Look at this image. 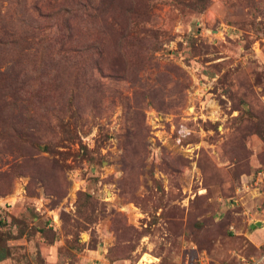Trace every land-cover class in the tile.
Returning <instances> with one entry per match:
<instances>
[{
    "label": "rangeland",
    "instance_id": "1",
    "mask_svg": "<svg viewBox=\"0 0 264 264\" xmlns=\"http://www.w3.org/2000/svg\"><path fill=\"white\" fill-rule=\"evenodd\" d=\"M263 248L264 0H0L4 264Z\"/></svg>",
    "mask_w": 264,
    "mask_h": 264
},
{
    "label": "built area",
    "instance_id": "2",
    "mask_svg": "<svg viewBox=\"0 0 264 264\" xmlns=\"http://www.w3.org/2000/svg\"><path fill=\"white\" fill-rule=\"evenodd\" d=\"M263 253H264V248H263ZM263 258H264V254H263ZM260 262H261L260 259L251 258L248 261H244L243 264H260ZM180 264H207V263L200 260H193V261L184 260Z\"/></svg>",
    "mask_w": 264,
    "mask_h": 264
},
{
    "label": "water",
    "instance_id": "3",
    "mask_svg": "<svg viewBox=\"0 0 264 264\" xmlns=\"http://www.w3.org/2000/svg\"><path fill=\"white\" fill-rule=\"evenodd\" d=\"M256 226H260V223H259V222H257V223H256Z\"/></svg>",
    "mask_w": 264,
    "mask_h": 264
},
{
    "label": "crops",
    "instance_id": "4",
    "mask_svg": "<svg viewBox=\"0 0 264 264\" xmlns=\"http://www.w3.org/2000/svg\"><path fill=\"white\" fill-rule=\"evenodd\" d=\"M0 264H4V262L3 261H0Z\"/></svg>",
    "mask_w": 264,
    "mask_h": 264
},
{
    "label": "trees",
    "instance_id": "5",
    "mask_svg": "<svg viewBox=\"0 0 264 264\" xmlns=\"http://www.w3.org/2000/svg\"><path fill=\"white\" fill-rule=\"evenodd\" d=\"M4 257H0V261L3 260Z\"/></svg>",
    "mask_w": 264,
    "mask_h": 264
}]
</instances>
